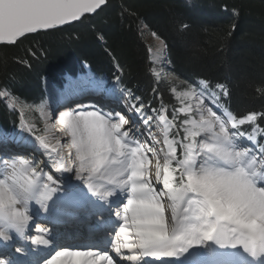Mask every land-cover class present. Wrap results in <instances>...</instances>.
<instances>
[{
  "label": "snow or ice",
  "instance_id": "1",
  "mask_svg": "<svg viewBox=\"0 0 264 264\" xmlns=\"http://www.w3.org/2000/svg\"><path fill=\"white\" fill-rule=\"evenodd\" d=\"M106 4L107 0H0V43L15 44L27 34L80 20ZM177 27L190 29L183 21ZM116 79L119 83L120 77ZM188 87L187 93L179 94L183 106L172 107L171 120L163 100L159 107H152L130 89L122 92L128 96L132 116L121 111L62 112L58 131L70 137L64 155L60 138L47 135L55 125L45 123L44 134L36 140L48 160L56 171L74 173L87 192L104 202L109 216L118 221V231L105 230L110 237L108 248L59 250L44 264H152L145 258L168 264L163 258L185 254L193 257V264H220L213 245L242 249L254 260L264 257V144L257 139L264 137V111L233 114L222 103L229 96L222 83L214 90L206 80L199 81V91ZM0 96L8 93L0 91ZM190 98L197 101L199 120L192 118L193 105L184 102ZM178 119L179 125L174 123ZM138 121L145 126L143 132ZM154 121L162 125L165 148L156 147L161 141L152 131ZM174 128H183L182 140L176 138L178 131L168 138ZM145 132L147 138H143ZM245 140L252 146H244ZM178 148L182 149L179 155ZM0 167L5 169L0 178V240L10 242L14 236L27 240L33 221L30 203L45 213L53 211L62 199L59 182L33 160L0 161ZM84 191L65 189L64 197L71 201ZM113 197L118 201L114 207ZM99 216L101 225L109 222L103 213ZM32 226L38 234L31 236V243L49 246L48 230L34 221ZM198 255L208 259L198 261ZM0 264L11 261L0 259Z\"/></svg>",
  "mask_w": 264,
  "mask_h": 264
},
{
  "label": "trees",
  "instance_id": "2",
  "mask_svg": "<svg viewBox=\"0 0 264 264\" xmlns=\"http://www.w3.org/2000/svg\"><path fill=\"white\" fill-rule=\"evenodd\" d=\"M102 9L71 25L1 44L0 91L35 106L45 99L44 79L62 83L66 74L85 72L88 64L100 78L119 76L146 105L159 107L163 100L170 116L172 107L178 108L173 89L200 79L213 88L226 85L229 96L222 101L233 114L264 111L259 91L264 89V0H107ZM180 21L190 29L178 30ZM146 31L166 43L168 76L153 70ZM20 118L0 96V130L13 132ZM178 132L182 140L183 128Z\"/></svg>",
  "mask_w": 264,
  "mask_h": 264
},
{
  "label": "bare ground",
  "instance_id": "3",
  "mask_svg": "<svg viewBox=\"0 0 264 264\" xmlns=\"http://www.w3.org/2000/svg\"><path fill=\"white\" fill-rule=\"evenodd\" d=\"M91 71H88L83 74V78L77 79L76 81L70 80L65 88H61L60 90H54L53 88L47 87L48 94L50 95L49 105L48 108L44 110V115L46 117H49L51 119L52 125H55V128H51L50 134L48 136L51 138L53 136H58L60 138V141L64 143L66 138L70 141V137H61L58 135L60 132L58 129L61 127L57 123L59 120L60 114L62 112H74L79 110H87L90 111L92 108L93 111H100L99 105L92 104L96 100H102L103 103H105L107 106H113L116 102H118L119 97L114 93V91L109 90L108 92H104L100 89L99 85H97V80L94 74L90 73ZM78 77V75H77ZM86 78V79H84ZM53 82V81H52ZM54 83V82H53ZM64 83V82H63ZM63 86V85H62ZM59 85V87H62ZM75 88L71 92L68 93V90L66 87ZM58 89V88H57ZM68 93V94H67ZM49 98V97H48ZM80 98L83 101H74L72 99H78ZM73 101L74 104H70ZM190 101V100H189ZM93 102V103H92ZM192 105H193V118L199 117L198 113L195 112V104L196 100L193 98L191 99ZM64 103H68L69 105L66 106H74L75 104L81 103L79 108L71 107V109L61 111V109L57 112L51 111L49 112L50 108H56V106L62 105ZM91 103V104H90ZM53 112V116H52ZM123 113L127 114L126 111H122ZM55 113V114H54ZM55 115V118H54ZM170 118V116H168ZM54 119V120H53ZM26 123H29L27 119H24ZM26 127V126H25ZM127 127V126H126ZM27 128V127H26ZM32 128L29 127L28 130H31ZM57 132V133H56ZM11 142L12 145H9L10 147H7V142ZM5 142V143H3ZM30 144V139L28 136H22L21 138H0V156L1 154L5 155V159L1 161H20L18 159L24 160L23 153L29 154L30 152H34V158L38 160H43L44 155L42 154V150L39 148H29L27 144ZM61 143V145H62ZM161 143L163 144V138H161ZM69 144V143H68ZM164 145V144H163ZM64 146L61 147V154L64 155L67 153V151L64 153ZM165 148V145H164ZM26 151V152H24ZM8 152V154H7ZM10 154V157H8ZM45 154V153H44ZM47 157V155H46ZM18 158V159H17ZM12 159V160H11ZM48 158H46V161ZM50 163V160L47 161ZM49 164L47 167H45V163L41 168L46 172V168L48 169ZM5 169L3 167H0V178H3V173ZM7 171H11V169H8ZM54 178L59 182L60 187V193L59 195L62 197L61 200L57 201L56 205L53 206V211L49 213H45L42 209H40V206L36 204L35 202L30 203L29 205V214L34 218L35 216H41L44 214L45 218H47L48 221H42V222H51V226L48 228L47 226H44L43 224H40L43 228H48V233L45 235V238H51V240H58V243H61L64 246V250L69 251H86V250H99L102 248H106V237L104 235V225L107 223L101 225L99 223L100 220V213H103L105 217H108L109 221H113L114 217H110L109 213L107 211V208L103 201H100L99 199L92 196L91 193L87 192L86 185H81V182L76 179L75 176H71V173H64L58 175L56 174ZM78 188H83L84 194L80 195L77 194L74 199L71 201L68 200V198L64 197V191L65 189H69L72 191H75ZM113 203L118 202L117 198H112ZM51 203V202H49ZM169 204V203H168ZM165 208L168 209V205L165 202ZM169 219V218H168ZM32 221H30V224ZM112 223L108 222V226H111ZM37 232L32 231V235H37ZM29 236V233L27 234ZM13 242H16V244H21L20 237L14 236ZM12 241L10 242H4L0 240V249H8L12 245ZM22 246H25L27 252L29 253L30 247H36L35 250L30 251L31 257L29 259L38 258V264H44V261L46 259H50L52 255L56 252V247L53 244H50L49 246H43V245H25L21 244ZM213 247L217 248V252L219 255L216 257L218 261H220V264H264V257H261L259 259L254 260L252 257H250L248 254L243 253L242 249L234 250V249H219L218 246L213 245ZM194 251V250H190ZM41 253V255L39 254ZM113 254V253H111ZM178 261H182L185 264H193V257L188 256V254H185V256L177 257ZM14 259H17V256L14 255ZM27 258V260H29ZM65 257H60V260H64ZM164 259V258H163ZM198 261H205L208 259V257L204 255H198L196 258ZM150 260V259H149ZM152 261V264H159V260H150ZM168 261V259L166 260ZM26 264H30L29 261H27ZM168 264H178V262H171L168 261Z\"/></svg>",
  "mask_w": 264,
  "mask_h": 264
},
{
  "label": "rangeland",
  "instance_id": "4",
  "mask_svg": "<svg viewBox=\"0 0 264 264\" xmlns=\"http://www.w3.org/2000/svg\"><path fill=\"white\" fill-rule=\"evenodd\" d=\"M145 36H146L147 42L149 44L151 59L154 62H156V64L154 63L155 64V69H154L155 73L159 72L158 76H165V75L168 76V70H167L168 68L165 66L166 65L169 66L170 62L167 59L166 43L162 39L156 37L155 35H153L150 32L146 31ZM162 41H163V44L161 43ZM165 62H166V64H164ZM91 74H93V73H91ZM76 75H71V74L65 75L64 76L65 80L63 81L64 83H62L60 85V86L63 85L62 87H59L58 84L53 83L51 80L44 79L43 84L45 87L44 90H45L46 96H45V99L41 103H39L38 105H35V106H31L28 104H19V102H17V100L13 99L9 94L7 97L1 96L2 99L7 103V106L10 110H13V111L18 110L20 112L21 118H20V123L18 124L17 129L14 130L13 132L8 133V132H5L4 130L1 129L0 130V138L1 137H5V138L7 137V138H11V140H13V138H21L22 136L26 135L30 139V144L25 143L28 146H30L29 148L42 149L39 145V142L36 140V137L39 135V134H37V132H38L37 130H39V128L41 126H43L45 128V123H47L49 126L52 125L51 119L44 115V110L46 108H48L49 100H50V95L48 94V89H47V87L49 86L48 84H50L49 87L53 88L54 90H60L61 88H65L66 84L70 80L76 81L77 79H81L80 77L83 78V74H78V77ZM84 79H86V78H84ZM96 80H97V85H99V87L102 91L108 92L109 90H112L119 97H124V98L126 97V93L122 92L123 88L121 87V85L118 82L113 81V82L109 83L106 80H104L103 78H96ZM66 88L68 90V93L75 89V88H72V86H70V88H68V87H66ZM173 93L177 99V107L178 106L182 107L183 105L181 103V99L179 98V94L180 93H186V92L182 91V90H178L177 88H175V92H173ZM187 101H189V99L185 100L184 102L186 103ZM72 103H73V101L71 102V104ZM92 106H93V104H92ZM56 108H58V107H56ZM53 110H54V108H50L49 112L51 113V111H53ZM93 110L94 109L92 108L91 111H93ZM89 111H90V109H89ZM182 115H184V114H182ZM52 116H53V112H52ZM24 119H27L29 123H26V121ZM169 120H171V119L169 118ZM156 122L158 123V121H156ZM174 123L176 124L175 121H174ZM29 127L32 128L31 129L32 131L28 130ZM50 129H51V127H50ZM50 129H49V132L47 133V135L50 134V131H51ZM177 131H178V128L172 129L169 133L168 138L171 140L173 138V136L177 133ZM58 135H60L62 138L67 137V136L62 135L61 133L60 134L58 133ZM176 138H177V136H176ZM197 139H199V137H197ZM6 142H7V140H6ZM69 142L70 141L66 138L64 143H62L61 147L64 146L63 149H68V143ZM3 143H5V142H3ZM7 144H8V145H6L7 147H10L9 145H12L11 142H7ZM24 152H26V151H24ZM177 152H178V155L181 154L182 149L178 148ZM7 154H8V152H7ZM22 155H23V158L29 160L27 154L25 155V153H23ZM8 157H10V154ZM4 159H5V155L1 154L0 161L4 160ZM18 160H21V159H18ZM161 162H163V161H161ZM37 163L39 164L40 167L42 166L41 163H39V162H37ZM46 172L51 174V171L49 168L48 169L46 168ZM65 173H67V172H65ZM68 173H71V172H68ZM71 176H75L74 173H71ZM166 211H167V208H166ZM165 216H166V220L170 223L171 221H170V219H168L169 215H166V213H165Z\"/></svg>",
  "mask_w": 264,
  "mask_h": 264
},
{
  "label": "water",
  "instance_id": "5",
  "mask_svg": "<svg viewBox=\"0 0 264 264\" xmlns=\"http://www.w3.org/2000/svg\"><path fill=\"white\" fill-rule=\"evenodd\" d=\"M102 7H104V6H102ZM98 11H100V9H98L97 12H98ZM97 12H96V13H97ZM96 13L85 14V16H87V15H95ZM85 16H84V17H85ZM82 18H83V17H81V19H82ZM81 19H80V20H81ZM80 20L72 21V22L67 23V24H65V25H63V26H60V27H58V28H62V27H65V26H67V25H71V24H73V23H75V22H78V21H80ZM55 29H57V28H55ZM50 30H53V29H50ZM45 31H49V30H41V31H39V32H45ZM33 34H35V33H33ZM27 35H29V34H27ZM21 38H22V37H21ZM21 38H19V39H21ZM19 39H18V40H19ZM18 40H17V41H18ZM1 44H6V43H0V45H1ZM54 118H55V116H54Z\"/></svg>",
  "mask_w": 264,
  "mask_h": 264
}]
</instances>
